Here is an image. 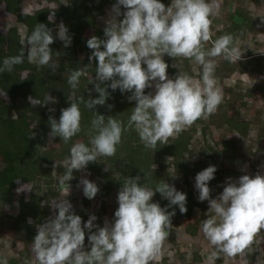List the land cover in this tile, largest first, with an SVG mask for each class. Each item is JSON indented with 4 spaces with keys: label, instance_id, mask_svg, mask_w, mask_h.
<instances>
[{
    "label": "clouds",
    "instance_id": "clouds-1",
    "mask_svg": "<svg viewBox=\"0 0 264 264\" xmlns=\"http://www.w3.org/2000/svg\"><path fill=\"white\" fill-rule=\"evenodd\" d=\"M219 7L217 0L211 3L171 0L168 6L161 0H116L111 6L103 29L104 38L93 35L86 42L92 50L89 62L96 61L91 91L98 96L91 98L89 91V99L83 101L81 97L80 101L89 109L104 106L110 98V88L119 89L122 94L131 93L128 100L135 101V107L127 126L112 118L105 123V116L96 111L91 121V131L95 133L89 141L91 147L77 142L70 149L67 170L59 181L61 185L67 184L66 196L70 190L68 182L74 178L73 170L86 169L100 156L115 155L122 133L133 125L144 146L156 149L158 142L167 144L169 138L177 137L198 119L217 110L223 91L215 78L214 58L223 56L237 62L244 51L234 45L231 34L220 36L209 50H204L205 43L212 37L210 16L218 14ZM67 33L62 22L57 25L55 38L61 40L64 47H69L72 40ZM55 38L51 28L38 23L26 37L27 60L39 66L58 68L59 65L52 62L50 48ZM165 55L173 59H194L203 67L202 79L194 80L186 73L169 78ZM24 58L23 50L5 58L0 73L12 71ZM82 75L84 72L79 69L70 73L67 83L73 90ZM153 88L154 91L145 94V89ZM0 96L7 99L6 91H0ZM28 99L33 105L58 103L50 94L43 101L31 96ZM70 99L69 106L60 110L58 120L52 116L48 119L50 137L58 136L65 143L81 131L79 102L74 97ZM107 107L111 109L112 105ZM216 171V166L209 165L196 174L194 184L198 200L207 201L208 209L214 213L202 224L203 234L216 249L210 260L218 259L220 252L230 257L243 253L255 234L264 229V175L227 178L223 191L212 198L209 182ZM79 185L83 186V195L89 200L99 191L98 186L86 178H82ZM156 193L168 201L167 206L162 208L152 202ZM186 203V193L166 181H161L153 190L141 183L140 176L128 177L117 193L118 207L111 221L105 219L101 227L94 223L97 217L90 215L82 222L65 198L55 204L54 214L37 226L32 251L37 264H152L157 259L160 264L161 249L168 235L166 229L172 226L171 218L176 214L175 209L168 211V208L176 206L185 214ZM85 230L88 232L87 251ZM0 264H8L7 257L0 259Z\"/></svg>",
    "mask_w": 264,
    "mask_h": 264
},
{
    "label": "trees",
    "instance_id": "trees-1",
    "mask_svg": "<svg viewBox=\"0 0 264 264\" xmlns=\"http://www.w3.org/2000/svg\"><path fill=\"white\" fill-rule=\"evenodd\" d=\"M250 1L264 5V0ZM25 2L26 0H0L6 15L4 30L0 32V67L3 66L5 58L16 56L21 50L25 52L23 63L14 65L10 72L0 73V91L7 93V99L0 96V207L7 206L14 209V212L4 215L3 219L0 220V225L5 218L10 219L13 243H21L17 257H7L8 264H37V262H31L28 246L33 242L37 226L51 216V203L56 201L58 197L59 190L63 186L59 181L68 166L62 161L70 157V149L73 144L81 142L83 138L90 141L92 135L95 134L91 131V121L95 118L96 111L105 116V123L108 118H112L127 126L135 107V101L128 100L131 93L122 94L119 89L112 91L110 88L108 89L110 98L106 100L104 106L97 105L95 109H89L84 102L80 101L81 97L83 101L89 99V91L94 87L90 81L94 79L96 72V61L89 62L92 50L87 47L86 42L93 35L103 39L105 25L97 27L89 37L83 35L85 27L88 23H96L97 18L104 12H109L116 0H34L27 2V4ZM161 2L168 6L171 0H161ZM207 2L211 3L210 0ZM29 5L32 8L27 10L26 7ZM91 9L95 10L94 14L91 13ZM121 11H124L122 6ZM210 20L212 37L207 43L211 46L220 36L231 34L234 37V45L242 47L244 44L238 43L239 34L248 36L254 32L253 18L245 8L239 11V20L237 21L229 19L226 24L217 26L212 22V16H210ZM61 22L67 27V34L72 38L69 47H64L63 42L55 38L57 25ZM38 23H44L53 30L55 39L50 48L53 50L52 62L59 65L56 69L49 66H39L27 60L26 37L31 35ZM260 53L261 55H259ZM163 58L169 65L167 69L169 78H173L179 73H186L193 79L195 78V74L189 67V59L183 57L173 59L167 55ZM260 60H264V51L252 52L248 47L243 51L242 59L237 62H230L224 57L218 60L219 66L215 75L228 78L235 72H241V74L249 76L253 63L255 64ZM78 69L82 70L84 75L80 77L78 87L73 90L67 80L70 73ZM257 73L263 74L264 68L261 66L259 69L258 67ZM48 94L55 97L58 103L41 106L29 102L30 96L33 99L43 101ZM97 96L98 93L91 91V98ZM73 97L79 102L81 110V131L67 143L58 136L51 137V141L48 142L47 137L50 136L51 131L48 123L49 116L58 120L61 114L60 110L68 107L71 102L70 98ZM226 101V97H223L222 103L213 114L198 119L177 137L169 138L167 144L158 142L156 149L144 146L133 125L122 133L121 142L117 145L115 155L111 157L100 156L96 162H90L84 169L88 172L89 181L94 182L96 176L102 177V183L98 186L99 204L95 215L97 217L95 224L103 226L100 216L104 213L108 196L112 191L118 193L128 177L138 175L141 177L142 184L154 190L161 181L169 182V178L166 177L163 170L173 169L174 173L180 174L184 180L183 184H185L187 179L195 178L198 172L209 165H214L217 171L214 173V179L210 181L213 184L211 195L217 196L215 186L222 179L220 176L221 166L229 160H236L241 163L246 158L243 154L244 150L247 149L250 152L249 146L245 144L249 142L248 139L251 136L249 131L252 129V125L249 121L238 120L230 116L226 109ZM107 105H112L111 109ZM50 108H54L55 111L50 112ZM208 119L213 125L233 131L240 140H230L227 145L214 154L211 152L213 149L208 145L201 146L199 157L193 159V151L189 145L193 135L198 133L203 138L202 140L206 141L205 132L208 124L206 125L205 122ZM33 133L34 135H32ZM256 136L264 137L262 125L257 128ZM149 151H153L155 155L156 168L145 173L144 164L146 154ZM58 155L61 156V159L56 161L55 158ZM219 155H223V157L217 163L214 157ZM104 171L106 172L103 173ZM29 173L32 176V183L28 197L20 196L15 199L13 190L15 179L17 177L26 178ZM80 174L81 171L73 170L74 178L68 183H77L80 180ZM187 187H191V185ZM184 193H186L187 198V212L188 206L195 209L199 207L201 212L205 211L204 206L208 207L207 201L198 202L194 199L192 189L187 188ZM152 202L159 203L162 208L168 205V201L164 198L161 201ZM82 204L85 206L88 204L85 198L82 199ZM117 207L116 204L115 210ZM173 209H175L176 214L171 220L172 226L166 229L168 235L165 240L171 246L186 242L185 239L180 238L182 235L175 228L177 227V219L188 217L187 212L181 214L176 206L168 208V211ZM202 214L199 216V223L188 229L190 234L193 235L197 227H202L205 220ZM251 244L253 256L256 254V246L254 243ZM85 250H89L87 240H85ZM212 250L216 251L214 246H212ZM218 255L220 258L210 261L209 264H223L224 256L227 258L225 264H234L232 260L235 257L231 256L229 259L228 255L222 252ZM167 258V253H161L160 264H167L169 260ZM190 260L193 263H201L203 253L191 250ZM168 264H171V261Z\"/></svg>",
    "mask_w": 264,
    "mask_h": 264
},
{
    "label": "rangeland",
    "instance_id": "rangeland-1",
    "mask_svg": "<svg viewBox=\"0 0 264 264\" xmlns=\"http://www.w3.org/2000/svg\"><path fill=\"white\" fill-rule=\"evenodd\" d=\"M29 1L33 2L34 0H26L25 4H27V2ZM210 1L212 2V0ZM217 2L220 4V7L218 14L212 15V22L214 23V25L220 26L226 24L229 19L236 21L239 20V11L245 8L246 11H249V14H251V17L253 18L254 32L252 33V35L248 36H242L241 34H239L238 43L244 44V46L240 48L242 51H245L248 47L252 52L264 51V5L262 3L250 0H217ZM30 6L31 5L26 7V9L30 10L32 8H30ZM109 12H104L99 18H97L98 21L96 23H88L83 33L84 37L91 36L97 27L105 25V22L108 19ZM91 13L94 14L95 10L91 9ZM5 20L6 15L4 10L2 9V4H0V32L4 30ZM211 47L212 46L209 45V43H205L204 50L207 51ZM222 57L223 56H218L214 58L216 60L217 67L219 66L218 60H220ZM188 62L190 69L195 74L194 80H201L203 72L202 65L196 63L194 59H189ZM261 66L264 68V60H260L259 62L257 61L255 64L253 63L249 76L245 74H232L229 75L228 78H219L215 75L217 84L223 91V97H226L227 99L226 109L228 111V114L238 120L246 119V121H249L252 125V129L249 131V133L251 134L250 138L248 139L249 142L245 144L249 146L250 152L247 149L244 150L245 152L243 154H245L246 158L241 163L236 160H229L221 166L222 171L220 172V176L222 179L220 183L215 186L216 192L218 194L223 191V186L225 185L227 178H232L233 180H235L244 174L254 176L259 173L264 175V138L256 136L257 128H259L261 125L264 127V75L257 73L258 67L260 69ZM217 67L215 69V74ZM150 91H154V88L145 89V94ZM205 124H208V128L205 132L206 141L204 142V140H202L203 138H201L198 133L193 135V138L189 145V147L193 151V159L199 157L201 146L205 147L206 145H208L213 149L211 150V152H213L214 154L215 152L222 149L223 146L227 145L230 140H240L239 136L233 131L224 128L222 129L219 126L213 125L209 119L206 120ZM47 141H51L50 136L47 137ZM81 142L91 147L87 138L81 139ZM251 153L252 156H250ZM222 157L223 155L216 156L214 157V160L219 163L222 160ZM60 159V155L55 158L56 161ZM68 159L63 160L62 162L67 163ZM155 168V155L153 151H149L146 154L144 172H151L152 169L154 170ZM163 171V173L166 174V177L169 178V184L174 185V187L178 191H181L183 193L187 188L192 189L194 199L200 202L198 200V191L194 187L195 178H189V180L187 179V182L183 184L184 180H182L180 174L174 173L173 169L168 168ZM105 172L106 171H104L103 173ZM173 176H175V178ZM82 178H86L89 180L87 171H81L80 180ZM79 181L77 183H68L70 190L67 196V184L61 186L56 201L51 203V216L55 212V210L53 209L55 204L62 202L65 198L73 205L74 213L83 217L82 222L87 221L90 215H96L99 199L97 195L91 200L86 198L83 195V186L79 185ZM31 183L32 176L30 173L26 175V178L17 177L15 179V187L13 189L15 193V199L20 196H22L23 198H27L29 191H31ZM94 183L99 186L102 183V177H94ZM221 183L223 184L221 185ZM188 185H191V187H187ZM209 187L210 189L213 187V184L211 182H209ZM211 197L215 198L216 196L211 195ZM83 198H85L88 202L86 206L82 204ZM161 199H163L161 195L159 193H156L152 198V201H161ZM116 204L117 191H112L105 203L104 213L102 216H100L102 224H104L105 219H107L108 221H111L113 219ZM208 207L204 206L205 211L201 212L198 209L199 207L195 209L188 206V217L177 219L178 222L175 229L182 235L180 236V238L185 239L186 242L179 243L180 245L176 249H174V245L171 246V244H168L166 243V241H164L161 253H167V259H169L167 264L170 263V261L172 264H180L181 261L185 264H189L186 258L191 257V250L196 251L197 253H203V261L201 263L194 264H209V262L212 261L210 260V256L212 254V245L203 234L202 227H197L193 235L190 234L188 230L192 226L199 223V216L201 215V213H203L202 215L205 219H207L211 215H214V213L210 209H208ZM12 212H14V209L10 207H0V220L3 219L6 213ZM174 217L175 216H173L171 220H173ZM93 231H95V229H93ZM87 235L88 232L87 230H85V240H87ZM254 237L256 238L252 243H254V246H256V254L252 256L253 247L252 244H250L243 253H239L233 256L235 257L232 260L234 264H264V229H261L257 234H255ZM32 246L33 242H31L28 246V251L31 253L30 259L31 262H37L35 254L32 251ZM20 249V242L13 243L10 230V219L5 218L3 220V223L0 225V258L9 256L17 257ZM228 258L230 259L231 257L228 256ZM158 260L159 259L153 261L152 264H158Z\"/></svg>",
    "mask_w": 264,
    "mask_h": 264
},
{
    "label": "crops",
    "instance_id": "crops-1",
    "mask_svg": "<svg viewBox=\"0 0 264 264\" xmlns=\"http://www.w3.org/2000/svg\"><path fill=\"white\" fill-rule=\"evenodd\" d=\"M260 55H261V54H260ZM234 74H235V75H242L241 72H235ZM231 75H232V74H231ZM263 75H264V73H263ZM217 77H218V76H217ZM219 78H220V77H219ZM243 120L246 121V119H243ZM263 138H264V137H263ZM179 245H180V244H175V245H174V248H175V247L177 248ZM212 252H213V250H212ZM223 259H224V262L227 261V260H226L227 258H226L225 256L223 257ZM186 260H188V263H189V264H194L193 262H190V261H191L190 258H186ZM177 262H178V261H177ZM224 262H223V264H224ZM232 263H233V261H232ZM171 264H172V263H171ZM175 264H177V263H175ZM180 264H185V263H183V262L181 261Z\"/></svg>",
    "mask_w": 264,
    "mask_h": 264
},
{
    "label": "built area",
    "instance_id": "built-area-1",
    "mask_svg": "<svg viewBox=\"0 0 264 264\" xmlns=\"http://www.w3.org/2000/svg\"><path fill=\"white\" fill-rule=\"evenodd\" d=\"M236 105H237V103H236Z\"/></svg>",
    "mask_w": 264,
    "mask_h": 264
}]
</instances>
